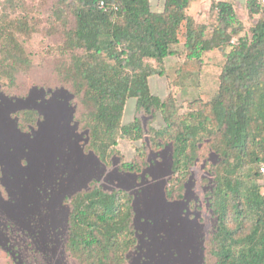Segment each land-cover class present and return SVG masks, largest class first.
Masks as SVG:
<instances>
[{"label": "trees", "instance_id": "trees-1", "mask_svg": "<svg viewBox=\"0 0 264 264\" xmlns=\"http://www.w3.org/2000/svg\"><path fill=\"white\" fill-rule=\"evenodd\" d=\"M203 3L164 0L156 10L152 0H57L43 18L40 10L18 12L21 0H2L0 82L21 90L15 95H27L32 86H16L18 76L29 74L36 62L26 44L40 29L59 37L55 64L37 87H64L74 94L75 118L89 129L93 152L110 162L120 154L119 140H143L137 148L140 162H122L140 170L146 159L141 149L171 146L170 195L181 194L199 159L217 155L209 169L214 224L205 236L203 264H264V174L259 169L264 162V3L246 0L248 15L257 16L248 33L233 2H210L211 26L197 18ZM10 6L17 12L11 14ZM171 56L183 63L196 60L198 76L210 73L217 81L215 91L188 101L187 118L177 98L182 81L167 78L163 97L149 85L152 76L168 77ZM131 98L136 117L124 123ZM141 114L152 119L144 125ZM157 114L159 126L153 119ZM71 200L67 249L77 263L125 264L136 242L127 194L94 186Z\"/></svg>", "mask_w": 264, "mask_h": 264}, {"label": "flooded vegetation", "instance_id": "flooded-vegetation-1", "mask_svg": "<svg viewBox=\"0 0 264 264\" xmlns=\"http://www.w3.org/2000/svg\"><path fill=\"white\" fill-rule=\"evenodd\" d=\"M73 101L64 87L33 86L18 96L0 86V250L12 264H78L67 249L71 198L100 186L130 199L136 242L125 264H203L211 185L188 180L181 194H168L173 169L161 159L165 149L152 150L140 170L124 167L121 154L101 159Z\"/></svg>", "mask_w": 264, "mask_h": 264}, {"label": "rangeland", "instance_id": "rangeland-1", "mask_svg": "<svg viewBox=\"0 0 264 264\" xmlns=\"http://www.w3.org/2000/svg\"><path fill=\"white\" fill-rule=\"evenodd\" d=\"M57 0H21V7L18 10L21 12H29V11H37L40 10L41 13H43L45 16H41L45 18L48 16L47 14L50 12V9L53 7ZM212 1V0H211ZM2 3V0H0V4ZM153 8L158 10L162 9L163 7V2L159 3V0H152ZM210 2H205L202 4L201 9L197 15V18L199 21L206 22L210 26L213 24V15H209L208 10H209ZM236 12L241 19V21L245 25V33L250 32V27L256 22L257 16H250L248 15L246 11L245 4H242L241 6L237 5L235 8ZM9 11L11 14L16 13L15 9L13 6L9 7ZM46 24V22L44 23ZM42 29L40 31L35 32L32 37L29 39L28 43L26 46L29 49H32L35 52V65L29 72V74H20L17 78V83L16 86H23L25 83L26 85L24 86H39L37 85L39 81L43 80L46 78L51 70L52 66L55 64V58L58 56V53L55 52L54 48L57 45V43L60 41L59 37L56 36H50V35H45L42 32ZM47 58V59H45ZM184 60L178 59L174 56H171L167 59V73L168 77L162 76V75H155L152 76L149 79V85L151 87V90L157 94L158 96L163 97L167 92L169 91V85H168V79L170 80H179L178 82L182 81L183 85L182 87H179L180 89L178 90L177 93V98H178V104L180 106V112L182 117H189L191 114V111L187 109V103L189 100H192L198 95H200L201 92H212L215 91L217 88V81L215 78L210 74H206L202 77L198 76V68L199 65L196 60H187L185 63H183ZM180 67V72L176 73L175 69ZM0 86L2 87V90L5 91L8 95H15L14 91H21L18 89H13L8 85L7 83L0 82ZM31 87V88H32ZM30 88V89H31ZM204 98H208V95H201ZM144 121V125L152 119V116L150 115H140ZM193 116H196L195 113H193ZM136 117V100L131 98L127 101L125 111L123 114V122L124 123H130L133 121ZM154 123L156 125H160L162 123V118L160 114L155 115ZM199 123L202 122L201 118H198ZM146 140H148V137H146ZM143 140L139 141H130V140H119L117 144V148L122 155V158L120 160V163H122L124 160L126 161H133V162H140V155L137 150V148L142 145ZM165 150L162 153V160L165 162L171 161V153H172V147L171 146H166L164 148ZM141 152H146L143 154V156L146 155V158L151 154V150L147 149H141ZM50 157L48 158V160ZM218 160V156L213 154V153H208V155L205 157V159L201 158L198 160L197 163L191 168V173L188 176L187 181H197L198 185H211L212 188V175L210 172L211 164H215ZM50 160V163L48 161L45 162V170L51 171L53 168V165H56V162ZM53 162V164H52ZM35 167L33 169L34 173H37V161L35 162ZM211 163V164H210ZM52 164V166H51ZM116 164L117 161H116ZM49 165L51 167H49ZM207 165V166H206ZM55 167V166H54ZM55 170V169H54ZM50 175V174H49ZM211 179H210V178ZM170 177L168 178V180ZM211 180V181H210ZM96 183H93L95 185ZM98 184V183H97ZM116 187V185H115ZM202 187L198 186V191L199 193L201 192ZM211 189L208 191L210 192ZM208 192V193H209ZM207 193V194H208ZM201 194V193H200ZM209 195V194H208ZM24 203H21V206ZM214 221H211V225L208 228V231H211L210 228L213 226ZM207 234V233H206ZM206 236V235H205ZM204 261V260H203ZM0 264H12L11 259L8 255L5 254L3 250H0Z\"/></svg>", "mask_w": 264, "mask_h": 264}, {"label": "crops", "instance_id": "crops-1", "mask_svg": "<svg viewBox=\"0 0 264 264\" xmlns=\"http://www.w3.org/2000/svg\"><path fill=\"white\" fill-rule=\"evenodd\" d=\"M164 0H159V3H162ZM231 2L234 3L235 8L237 7V5L241 6L242 4L246 3V0H229ZM205 2H211V0H205Z\"/></svg>", "mask_w": 264, "mask_h": 264}, {"label": "built area", "instance_id": "built-area-1", "mask_svg": "<svg viewBox=\"0 0 264 264\" xmlns=\"http://www.w3.org/2000/svg\"><path fill=\"white\" fill-rule=\"evenodd\" d=\"M261 3H264V0H259ZM100 6L104 7L105 4L103 1H101ZM260 172L264 174V162H262L259 166Z\"/></svg>", "mask_w": 264, "mask_h": 264}, {"label": "water", "instance_id": "water-1", "mask_svg": "<svg viewBox=\"0 0 264 264\" xmlns=\"http://www.w3.org/2000/svg\"><path fill=\"white\" fill-rule=\"evenodd\" d=\"M171 163H172V161H171Z\"/></svg>", "mask_w": 264, "mask_h": 264}]
</instances>
